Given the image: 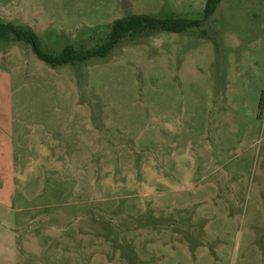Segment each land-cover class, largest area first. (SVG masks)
I'll list each match as a JSON object with an SVG mask.
<instances>
[{"label":"rangeland","instance_id":"rangeland-1","mask_svg":"<svg viewBox=\"0 0 264 264\" xmlns=\"http://www.w3.org/2000/svg\"><path fill=\"white\" fill-rule=\"evenodd\" d=\"M123 1L0 0V22L58 55L134 15L203 20L207 2ZM6 118L0 264H264V0L72 65L0 39Z\"/></svg>","mask_w":264,"mask_h":264},{"label":"trees","instance_id":"trees-1","mask_svg":"<svg viewBox=\"0 0 264 264\" xmlns=\"http://www.w3.org/2000/svg\"><path fill=\"white\" fill-rule=\"evenodd\" d=\"M221 0H207L203 20L185 18L161 19L153 15H134L116 20L110 31L99 45L90 49L76 50L67 45L60 54L43 52L39 47L37 33L29 26L0 22V39L12 38L14 42L32 46L36 55L51 66H62L86 62L92 58H106L110 51L127 37L151 36L157 32L184 33L193 27H200L202 22L211 17ZM262 106V105H261Z\"/></svg>","mask_w":264,"mask_h":264},{"label":"crops","instance_id":"crops-1","mask_svg":"<svg viewBox=\"0 0 264 264\" xmlns=\"http://www.w3.org/2000/svg\"><path fill=\"white\" fill-rule=\"evenodd\" d=\"M4 121H5V123H4ZM11 124H12V122H11V120H9L8 118H6L5 120L3 119V120H1V126H0V128L1 129H4V127L6 128V130H9V127L11 126ZM10 130H11V128H10ZM7 143L9 144V145H11L12 144V139H11V137H10V139L8 140L7 139ZM12 154V153H11ZM0 157L2 158V152H0Z\"/></svg>","mask_w":264,"mask_h":264},{"label":"water","instance_id":"water-1","mask_svg":"<svg viewBox=\"0 0 264 264\" xmlns=\"http://www.w3.org/2000/svg\"><path fill=\"white\" fill-rule=\"evenodd\" d=\"M129 6H130V4L128 3V1L127 0H124L123 1V8H127Z\"/></svg>","mask_w":264,"mask_h":264}]
</instances>
